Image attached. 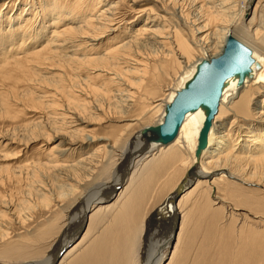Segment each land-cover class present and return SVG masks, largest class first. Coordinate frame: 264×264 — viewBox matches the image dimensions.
<instances>
[{"label":"bare ground","instance_id":"6f19581e","mask_svg":"<svg viewBox=\"0 0 264 264\" xmlns=\"http://www.w3.org/2000/svg\"><path fill=\"white\" fill-rule=\"evenodd\" d=\"M109 1L72 0L70 4L64 5V8L55 6L53 12L47 15V19L51 21H47L48 25L45 24L46 30L43 32H48V36L44 40L40 31L34 36L32 34L26 37L32 18L20 23L10 37L4 36V33L0 34V103L6 109L12 102L15 105L32 103L34 107L49 108V113L48 110L44 111L45 108L43 113H47L43 116L28 122L29 124L26 123L25 126L23 124L25 132L32 135L30 141L41 140L46 144L45 148L44 145L42 147L48 162L44 164L42 160L36 159L32 161L33 167H43L46 171L53 169L58 146L53 145L52 141L62 135H65L66 139L68 137V140L64 139L62 142L65 152L75 149L76 146L86 152V156L81 155L75 164H61L63 168L75 171L76 166L87 170L95 169L102 163L104 166L105 181L99 183L101 186L94 192V196L87 194L83 201H80L82 197H78L68 210L59 217L56 216V221L63 220V223L49 224L46 232L68 230L74 226L77 233L72 244L64 247L66 250L61 257L59 258V255L64 248L51 256L47 264H162L167 252L160 251L153 255L155 249L152 247L156 233L150 229V221H155L156 217L162 214L168 216L167 225L170 219L168 236L163 237L162 241L167 248H174L169 264H185L198 234L194 226H191V232L187 233L191 229L190 222L197 224L209 215L208 230L209 233L213 231L216 237L219 220L216 216H221L224 212L226 214V211L230 214L233 213L231 211H237L232 205L233 202H237L239 207L244 206L252 210L257 206V198L246 196L247 193L241 187L252 185L258 188L257 191L264 192V185L261 183L264 175V137L261 133L264 132L253 128L245 129L246 125L240 123L252 119L256 124L264 126V2L259 0L252 12V0H244L242 6L238 4V0H203L195 8L199 12V18L194 19L191 26L188 21V34L181 28L180 30L170 27L165 24L167 22L158 23L157 21L161 20L159 15L154 16L153 20L148 16L145 20L147 25L140 26L136 33L126 36L127 39L115 44L110 41L108 48L100 55L98 52V55L90 53L91 50L96 52L99 48H96L98 44L93 45L92 42L100 41L109 32H115L116 30L110 27L124 21L123 14L119 12V4L124 0ZM48 7L46 10H51ZM21 11L19 18L25 16L23 13L28 15L27 11ZM73 16H78V19L63 27L62 25L73 19ZM33 18L36 21V16ZM16 32L21 36L18 42L14 43L10 39L15 40ZM240 33H243V36H239ZM38 37H42V40H37ZM229 37L248 46L261 69L253 70L252 77H247L242 86L233 79L225 87L210 130L208 146L204 150H198L199 134L205 118L203 109L190 112L176 139L166 144L157 133L158 126L163 123L166 106L193 78L200 62L217 58L224 53ZM148 48L155 50L153 49L150 57L139 60L137 57H142V51ZM216 49L220 50L217 55H205L206 57L202 56L203 58L193 62L195 52L207 53ZM57 66L66 67L71 74L68 75L65 69L58 73ZM96 72L111 75L112 78L108 82L118 86L112 91L110 85L104 83L102 89L103 95L108 99V105L113 107L112 112L119 116L122 122H133L125 124L119 132L124 133L134 128L137 125L135 121L144 119L154 122L152 126L143 128L144 131L142 134L139 132L138 137L129 136L122 146V138L111 142L98 137L88 128L93 110L102 112L105 109V105L91 97V94L98 95L100 92V88L95 84L99 75H96ZM84 74L87 75L84 77ZM172 74L175 76H171ZM168 78L171 83L163 90L162 82ZM160 91L162 96L156 98ZM149 96L156 99H150ZM57 106H60L59 109L55 108ZM112 107L109 109L112 110ZM231 115L234 119L230 122V127L237 124L236 130L227 129L229 123H225V118ZM240 130H247L245 133L248 134L242 143L239 142ZM134 139L137 142L133 151L135 153L129 155L130 144ZM13 140L14 138H11L10 145L15 144ZM107 141L110 142L108 145L86 149V146ZM141 141L143 144L138 145ZM0 145V153H3L5 160L9 155H17L14 151H9L10 149L6 150L8 144ZM118 149L121 158L116 159L115 153ZM61 155H65L64 151H61ZM94 156H97L95 161ZM124 161L127 166L122 176L120 175L122 179L109 184L112 174L117 173L114 168ZM23 163L25 162H20L17 167H0L1 188L9 181L21 177L23 170L30 166ZM179 168L182 170L180 175ZM36 172V181L40 182L37 180L40 177L37 175L38 171ZM257 175H260L261 179L254 183L253 178ZM121 184L122 190L115 198ZM66 187L64 189L68 192L61 190L57 195L62 201L71 199L80 190L78 183L72 182ZM166 191L165 199L159 200L161 203L153 202L158 193L163 195ZM38 194L43 207L49 208L51 197L41 191ZM193 200L194 212L187 208ZM6 201L7 199L0 198L2 218L6 216ZM27 206V210L34 208L29 203ZM194 215H198L195 221ZM138 219L141 222H138ZM122 225H125L124 231L119 230ZM102 227L103 230L99 231ZM160 231L158 236H162ZM250 234L253 238L261 236L259 233ZM218 235L220 239L225 236L221 232ZM63 237L64 233L61 239ZM157 244L158 242L155 243ZM83 250L84 253L80 256ZM155 256L157 261L154 260ZM218 257L220 261L217 264H264L263 248L260 245L250 251L224 248V252ZM204 264L215 263L206 261Z\"/></svg>","mask_w":264,"mask_h":264},{"label":"rangeland","instance_id":"374dc122","mask_svg":"<svg viewBox=\"0 0 264 264\" xmlns=\"http://www.w3.org/2000/svg\"><path fill=\"white\" fill-rule=\"evenodd\" d=\"M16 1L17 0H0V34L2 35L4 33V36L10 37L13 34V32L17 29L20 23H23L27 18L29 19L32 18L33 20L30 19L29 21L30 23L32 22V24H30L31 28L28 32L29 34L28 33L25 34L26 37L29 35L31 36L32 34L34 36L38 33L37 31H40L41 36L43 37L44 40L45 37L48 36L47 34L48 32H43V31L46 30L45 27L46 25H48L47 21L49 22L51 21L50 19H47V15L51 13V11L54 9L55 6H59V7L63 6L62 8H64V5L70 4L72 0H22V2L21 0H19L17 3H15ZM112 1L114 0H110L109 2ZM202 1L203 0H136L135 2H132V0H124L121 4H119V8H120L119 12L123 14L122 17L124 18V21H122L119 24H116V26L110 27L112 29H115L116 30L115 32L113 33L109 32L107 33L108 35L105 34L104 37L100 39V41L96 40L95 42L91 43L93 45L98 44L96 48L98 47L99 48L96 49L97 50L96 52L94 50L91 51L89 50V51L90 53L98 52L99 55L102 54L104 50L108 48V45H110L108 44L110 41H111L110 43L112 44L118 43L119 41H122L123 39H127V37H129L130 35L136 33V30L140 26L147 25L145 24L146 23L145 20L148 16L150 17V20H153L154 16L159 15V19L161 20L157 21L158 23L167 22L165 24L170 25V27H175L177 29L181 28L182 31L187 33L189 30L188 27L191 26V23H193L195 20L199 18V15H197L199 14V12L198 10L196 11L195 8H197V5L201 4ZM258 1L259 0H252V4L250 6L252 12L254 11ZM237 2L242 6L245 1L238 0ZM262 2H264V0H262ZM47 7L49 9L51 8V10L47 11L46 10ZM21 10H25V12L27 11L28 15L23 13L25 16L23 15L24 17L19 18L20 13H22ZM34 15L36 16V21L33 18L35 17ZM44 18H46L47 20H45ZM188 18L189 20H187ZM76 19H78V16L77 18L76 16H73V19L71 18V20H68L67 23H64L62 26L65 27L71 25L74 21H76ZM188 21L190 26H188ZM20 36L21 35L17 33L16 36L17 39L16 38L15 40L10 39V41L17 43L18 42L17 40ZM239 36H243V33H240ZM42 37H38L37 40H42ZM153 49L155 50V48H151V49L148 48L147 50H143L141 53L142 57H137V58L139 60H144L150 57ZM219 51H220L219 49L210 50L209 52H207L208 54L206 52L202 53L200 51H198L197 53L195 52L193 57L194 59L193 62L199 60L200 58H203L205 55L209 57L211 55H217ZM131 63L134 62L131 61ZM56 69L57 72L60 70L64 71L63 69H65L68 75L71 74V72L68 69H66V67L63 68L57 66ZM95 74L96 75L99 74L98 79L95 81V84L98 88H100L99 90L100 92L98 93V95H93L91 94L90 91H88V93L91 94V97L93 99L98 100L99 103L105 105L104 106L105 109L103 110L104 112L93 110L94 114L92 115V121L88 125L89 130L93 131V133L96 134L98 137L105 138L111 142L114 141L115 139L119 140L120 138H122L121 139L122 143L120 145L122 146L124 140L129 138V136L136 137L139 134V132H141L142 134V132L144 131L143 128L147 126H152V124H154V122H150L151 120L143 119L141 121H135L137 125H135L134 128H131L127 132L124 133L119 132V129H121L125 124H129V123L132 124L133 122H122V119L119 116L115 115L114 112H112L113 111L112 105L111 106L108 105L109 103L108 99L105 98V96L103 95L104 91L102 89H104L103 86L104 83L109 84L112 91L118 87L114 83L110 84L108 82L112 78L111 75H107L106 72H103L102 74H100V72H96ZM86 75L87 74H84L83 76L85 77ZM171 76H175V74H172ZM170 83L171 81L169 78L165 80L164 83L162 82V89L166 90L168 88L167 86H169ZM70 89L71 88H69V90ZM162 94H163L162 91H160L156 95V98L162 96ZM150 97L152 99H156L153 98V96H149V98ZM80 99L83 100L82 97ZM11 104L12 105H9V108L6 109L0 103V144L3 145L8 144L9 147H7L6 150L10 149L9 151H14L17 155L15 156L9 155V157L5 160L2 157L4 156L3 153H0L1 154L0 167L5 165H11L13 167H17L20 165V162L21 163L25 162L23 163V165H30V166H27L26 169L23 170V174L19 179L9 181L5 185L6 187L5 186L2 188L0 187L1 188L0 198L5 200L7 199L6 202L8 203L6 208L4 209V211L6 212L5 218L4 217L2 218L0 216L1 217L0 264H30V262L32 264L33 263L47 264L48 261L51 259V256H53L59 250H62L67 244H72L73 238L77 233L76 232L77 228L74 226L69 227L68 230L64 229L61 231L54 230L53 232L51 231L46 232V230H48L47 228L50 226L49 224L51 223L56 224L58 222L56 221L57 217H59L61 213L68 210V208L74 203L75 199H77L78 197H82L80 198V201H83L87 197L86 196L87 194H92V196H94V192L98 190V188L101 186L99 183L105 181L106 176L103 168L104 166L102 165L103 164L102 163L101 165H97L95 169H91V170L83 169L76 166L75 171L73 170V168H72L73 171H70L71 168H63L61 164L62 165L64 163L75 164V162L81 157V155L83 157L84 153L86 152H84V150H80L79 148L77 149V147L79 146L74 147L75 149H71V151L65 152L64 150L65 147L63 146L62 142L64 139H66V136L62 135L58 137L56 140L52 141L53 145L58 146L57 157H55L56 160L52 166L53 169H47L46 171V169H44L43 167L37 168L36 164H35L36 167H33L32 166L34 165L32 162L33 160L40 159V161L42 160L43 161L42 163L44 164L48 162V160L45 159L46 157L43 155V147H42L44 145L45 148L46 144L43 143V141L41 140L40 141L36 140L38 142L30 141V138L32 139V135L30 134V132H28L29 134L25 132L26 130L24 126L26 125V123L28 122L31 123L32 121L36 120L38 117L43 116L45 113L47 112L49 113V108L45 106L46 110H44L45 109L44 106L43 108H41L40 106L34 107L35 105L32 103H24V104L20 103L18 105H15V103L12 102ZM59 107L57 106L55 108L59 109ZM64 107H66V105H64ZM110 107H112L111 108L112 110L109 109ZM43 110L44 111L48 110V111L43 113L44 112ZM232 119H234L232 115L225 118V123L227 124L229 123L227 125V129L236 130L238 127L237 124H234V127H230V122L232 121ZM246 121L247 122H240L241 124L246 125L245 129L253 128V129L262 130L264 132V126L256 124L254 120L252 121V119H247ZM81 127H85V126L81 125ZM241 131L243 133H241ZM245 132H247V130H240L241 137L239 139V142L241 143L242 141H245L247 138L248 134H246ZM220 135L222 136L221 133ZM237 135H238V131H237ZM261 135H263L264 137V133H261ZM219 136L217 135V137ZM11 138H14L13 141L15 142V144L13 145L9 144V142H12ZM236 138L237 137H235V139ZM66 140H68V137ZM239 142L237 143L238 147L240 146ZM109 143L110 142L108 141L99 142L98 144H93L90 147L86 146L87 147L86 149L88 150L94 149L104 144L108 145ZM136 144L137 142H135L134 139L130 144L131 148L129 149L131 150V154L129 153V155L135 153L133 151L134 149H136L135 148ZM142 144L143 142L141 141V143H139L138 145H142ZM1 147L2 146L0 145V148ZM119 149L118 152L115 153L117 157L116 159L121 158L120 157L121 153ZM61 151H64L65 155L62 156ZM98 156H100V154ZM103 156L104 154L102 155V157ZM94 157H93L94 161L97 160V156L95 158ZM124 163L122 162V164L114 168L115 170L117 169L116 171L114 170L117 173L112 174L109 184L115 182V180L119 181L118 179H122L120 178V175L122 176L123 171L126 168L125 166H127V163L125 164ZM180 169L181 168H179L180 171L179 175L181 174L182 171ZM36 171H38L37 174L38 177L40 176L37 180L40 182L36 181V177H35L37 173ZM33 172H35V174ZM258 179L259 180L261 179L260 175L254 177L253 182L254 183L259 182ZM72 182L73 184L78 183V186H80L79 187L80 190L78 191V193L71 198L72 200L70 198H66L63 201L61 199H58L57 195L61 193V190H65L67 188L66 186L72 184ZM261 183L264 185V175L262 177ZM192 187H194V185ZM241 188L245 190L244 191L245 193H247L246 196H249L250 198L254 197L253 199L257 198L258 200L257 206L254 208V210H252L244 206L239 207L237 202L236 203L231 202L232 205L235 206L237 211H231L233 212L231 213L232 215L229 213V211H226L227 215L224 212L221 216H216L219 219L217 221V226H216V230H217L216 237L213 231L212 233H209L210 230H208L210 229L208 227L209 220L207 219L209 218V215L205 216V219L199 220V223L197 224L196 222H190L191 225L189 227L191 229L188 228L190 229V231H188L187 233L191 232L192 227L194 226L198 231V234H197L196 242L192 247V252L188 257L189 259L185 264H204L206 261L214 262L215 264H217L220 261L218 256L221 252H224V248L225 250L226 248L229 249L232 248V250L234 248L237 251L240 249L250 251L252 249H255V246L260 245L263 248V253H264V192H260L259 190L257 191L258 188L252 185L251 187L243 186ZM121 190H122V184L119 186V191L115 194V198L117 197V194H119ZM40 191L51 197V205L49 208L43 207L41 203V199L38 197L39 195L38 193H40ZM219 194L222 195V193ZM166 195H167V191L163 193V195L161 193L160 194L158 193L155 199H153L154 200L153 202L154 203L155 201L160 202L159 200H162ZM211 196L212 197L214 196V191L211 193ZM194 202L195 200H193V202H191V204H189V206L187 207L188 209H192L193 210L192 212H194V208H193ZM28 203L29 205L34 206V208H32L31 210L29 209L27 210ZM144 214H146V212H144ZM197 216L198 215H194V221L197 220ZM166 217L168 218L167 215L165 216V214H162L161 216L156 217L155 221L154 220L150 221V225H151L150 229L152 230L151 232L156 233L154 245L152 247L155 249L153 255H155L160 251H164L165 253L167 252L166 253L167 256L165 257V260L162 264H169L172 257L171 253L173 252L174 249L172 246L167 248L164 242L162 244L163 237L168 236L167 230L168 228H170V219L168 221L169 225H167L168 223ZM162 219L163 220L165 219L166 221H163ZM62 221H59L58 224H60V222L63 223ZM138 222H141V220L138 219ZM124 229H125V225L119 226V230L124 231ZM102 230L103 227L99 229V231ZM159 231L161 232L162 236H158L160 235ZM220 232L221 234L223 233L225 235L221 239L219 238L218 235V233ZM249 232L254 234L259 233L261 234V236L258 238L255 237L253 238V236ZM5 233L8 234V236ZM63 233H64V237L61 239ZM3 234H5V239L2 238ZM157 242L158 244L155 245V243ZM83 253L84 250L82 251L80 256H82ZM154 260L157 261L156 256L154 257Z\"/></svg>","mask_w":264,"mask_h":264},{"label":"water","instance_id":"95a60500","mask_svg":"<svg viewBox=\"0 0 264 264\" xmlns=\"http://www.w3.org/2000/svg\"><path fill=\"white\" fill-rule=\"evenodd\" d=\"M260 69L261 65L255 61L252 50L229 37L224 53L217 58L200 62L193 78L166 106L164 120L158 126L157 133L166 144L173 142L186 116L190 112L203 109L205 118L199 134L198 150H204L208 146L210 130L225 87L233 79L242 86L247 77H252L253 70ZM65 250L61 251L59 258Z\"/></svg>","mask_w":264,"mask_h":264}]
</instances>
